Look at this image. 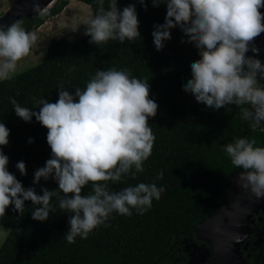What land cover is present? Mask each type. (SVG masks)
I'll return each mask as SVG.
<instances>
[{"label": "trees", "instance_id": "16d2710c", "mask_svg": "<svg viewBox=\"0 0 264 264\" xmlns=\"http://www.w3.org/2000/svg\"><path fill=\"white\" fill-rule=\"evenodd\" d=\"M78 1L88 5L93 16L98 14L100 0ZM132 3L141 34L135 42L109 40L96 46L84 35L85 27L77 38L65 35L52 40L38 64L0 80V122L10 130L9 144L2 146V151L9 157L8 170L25 189L35 187L40 195L43 188L58 189L53 179L33 183L35 170L51 158L48 130L35 117L30 123L19 119L10 98L38 111L40 99L56 102L61 85L74 95V90H83L98 70H127L131 77L150 84V98L159 105L157 115L149 118L154 146L143 162L142 172L107 183L109 190L116 192L139 183H155L164 188L160 199H154L142 215L135 209L130 216L112 213L104 225L86 239L77 237L73 244L64 239L69 214L60 212L58 206L45 222L32 219L31 212L37 206L30 201L25 202L22 216L13 212L14 206L9 207L0 217V226L8 229L0 247V264H188L184 242L203 245L195 230L227 202L233 177L243 171L231 163L225 146L247 138L255 140L256 147H264V124L253 128L242 118L241 107L248 105L212 110L183 90L192 78L191 64L200 55L179 27L171 30L172 38L164 42L163 50H156L152 32L155 25L165 22L166 5L153 7L147 0L145 11L136 0H118V8L122 10ZM68 5L69 0H57L44 12L30 18L23 16L21 26L31 33ZM108 5L109 0H104L105 9ZM254 46L259 48V55L251 51L247 55L264 64V47ZM30 139L34 143L30 144ZM20 161L26 164L27 175L16 168ZM161 172L163 178L158 179ZM89 191L86 187L84 194ZM254 220L247 249L241 253L247 264H264V211ZM207 248L212 252L210 245Z\"/></svg>", "mask_w": 264, "mask_h": 264}, {"label": "clouds", "instance_id": "9594fccd", "mask_svg": "<svg viewBox=\"0 0 264 264\" xmlns=\"http://www.w3.org/2000/svg\"><path fill=\"white\" fill-rule=\"evenodd\" d=\"M136 2L147 11V0ZM151 3L157 8L166 5L165 22L155 25L152 32L156 50L162 51L164 42L172 38L171 30L179 27L187 43L199 52L200 59L191 64L192 78L183 90L212 110L248 105L241 107L242 118L253 128L264 124V84L259 82L264 80V64L247 55L249 51L259 55L253 42L264 33V14L260 12L264 0ZM103 5L104 0H100L98 14L85 28L90 44L98 46L109 40L124 44L141 38L135 3L122 10L118 0H109L107 9ZM21 24L19 20L6 28L0 25V80L10 79L36 39ZM10 103L19 119L30 123L35 117L48 130L51 158L35 170L33 183L53 179L58 189L43 188L42 195L37 194L35 187L25 189L8 170L9 157L2 146L9 144L10 130L0 122V217L12 206L13 212L22 216L25 202L30 201L37 206L31 212L32 219L45 222L58 206L60 212L69 214L64 239L73 244L77 237L86 239L104 225L112 213L130 216L135 209L142 215L154 199H160L164 188L155 183H139L119 192L110 191L107 183L142 172L143 162L152 154L155 136L149 118L157 115L159 105L150 98L147 81L131 77L127 70H98L83 90H74V95L61 85L56 102L40 99L38 111L22 107L15 98H10ZM255 143L238 138L224 150L231 163L243 169L237 183L259 200L264 199V147ZM16 168L27 175L23 161ZM162 178L161 172L158 179ZM86 187L90 191L84 194Z\"/></svg>", "mask_w": 264, "mask_h": 264}, {"label": "water", "instance_id": "95a60500", "mask_svg": "<svg viewBox=\"0 0 264 264\" xmlns=\"http://www.w3.org/2000/svg\"><path fill=\"white\" fill-rule=\"evenodd\" d=\"M54 1L18 0L14 7L0 18V25L6 28L23 16L30 18L52 5ZM260 12L264 14V10L260 9ZM238 173L231 181L227 202L209 219L202 221L195 230L196 237L203 242L205 248L208 249L207 245L212 247L208 259H205L207 264H247L241 251L247 249L246 241L253 232L254 216L264 211V199L257 200L250 190L237 183Z\"/></svg>", "mask_w": 264, "mask_h": 264}, {"label": "rangeland", "instance_id": "374dc122", "mask_svg": "<svg viewBox=\"0 0 264 264\" xmlns=\"http://www.w3.org/2000/svg\"><path fill=\"white\" fill-rule=\"evenodd\" d=\"M17 2L18 0H0V18L9 12ZM92 18L94 16L88 5L78 0H69V5L61 14L49 19L39 29L31 32L36 39L32 43L29 53L18 61L16 70L11 76L41 62L52 40L65 35L71 39L77 38L83 33ZM259 82L264 84V80ZM7 235L8 229L0 226V247ZM189 243L187 240L184 242V251L190 256L188 264H203L211 251L204 245L197 246Z\"/></svg>", "mask_w": 264, "mask_h": 264}, {"label": "flooded vegetation", "instance_id": "af4514ba", "mask_svg": "<svg viewBox=\"0 0 264 264\" xmlns=\"http://www.w3.org/2000/svg\"><path fill=\"white\" fill-rule=\"evenodd\" d=\"M262 10H264V8H261ZM262 36V33L261 35ZM254 45H258V46H261V47H264V37H257L255 40H254ZM192 242V241H191ZM188 244V243H187ZM190 244V243H189ZM188 257L190 258V256L188 255ZM189 262V260H188ZM205 263V262H204Z\"/></svg>", "mask_w": 264, "mask_h": 264}, {"label": "bare ground", "instance_id": "6f19581e", "mask_svg": "<svg viewBox=\"0 0 264 264\" xmlns=\"http://www.w3.org/2000/svg\"><path fill=\"white\" fill-rule=\"evenodd\" d=\"M51 5V4H50Z\"/></svg>", "mask_w": 264, "mask_h": 264}]
</instances>
